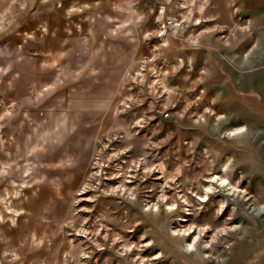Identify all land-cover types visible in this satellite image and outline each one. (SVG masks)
<instances>
[{"label":"rangeland","instance_id":"obj_1","mask_svg":"<svg viewBox=\"0 0 264 264\" xmlns=\"http://www.w3.org/2000/svg\"><path fill=\"white\" fill-rule=\"evenodd\" d=\"M232 2L128 0L109 38L75 45L50 97L1 17L0 264H225L264 211V133L159 55L167 36L220 35Z\"/></svg>","mask_w":264,"mask_h":264},{"label":"crops","instance_id":"obj_2","mask_svg":"<svg viewBox=\"0 0 264 264\" xmlns=\"http://www.w3.org/2000/svg\"><path fill=\"white\" fill-rule=\"evenodd\" d=\"M127 2L0 0V24L1 17L7 21L2 37L12 47H23V58L34 61L26 68L28 77L45 80L41 88L50 97L53 85L48 80L62 74L75 45L82 46L89 31H102L101 37L109 38L111 18L126 11ZM219 27L222 33L205 42L167 36L159 56L167 63L197 67L201 89L217 110L228 113L239 127L264 133V0H233L229 19ZM55 84L59 95L62 88ZM252 218L247 233L230 245L225 264H264V211Z\"/></svg>","mask_w":264,"mask_h":264},{"label":"bare ground","instance_id":"obj_3","mask_svg":"<svg viewBox=\"0 0 264 264\" xmlns=\"http://www.w3.org/2000/svg\"><path fill=\"white\" fill-rule=\"evenodd\" d=\"M211 181H215V182H217V183H218L219 185H221V186L224 185V184H225V185H226V184H229V182H228L225 178H220V177H218V176H214L213 179H211ZM225 185H224V186H225ZM211 188H212V187L210 186L209 189H211ZM229 188H230V187H229ZM209 189H208V190H209ZM237 190H239V189H237ZM234 192H235V191H229V194H230V193H231V195H232V194H235ZM207 194H208V193H206V191H205V197H206ZM239 197H241L243 200H246V195H245V196H244V195H242V196L239 195ZM205 199H206V198H205ZM157 207H158V206H157ZM157 207H156V208H157ZM257 210H258L257 212L264 210V206H260L259 208H257ZM199 229H200V228H199ZM199 229H198V230H199ZM188 230H189V228H188ZM201 230H202V229H201ZM225 230H226V229H225ZM196 232H197V231H196ZM200 232H201V231H200ZM193 240L195 241V238H194ZM194 241H193V242H194Z\"/></svg>","mask_w":264,"mask_h":264},{"label":"built area","instance_id":"obj_4","mask_svg":"<svg viewBox=\"0 0 264 264\" xmlns=\"http://www.w3.org/2000/svg\"><path fill=\"white\" fill-rule=\"evenodd\" d=\"M162 28H164V26H162Z\"/></svg>","mask_w":264,"mask_h":264}]
</instances>
